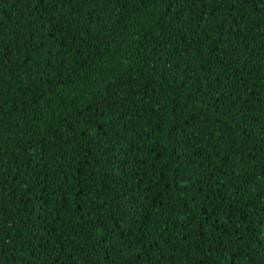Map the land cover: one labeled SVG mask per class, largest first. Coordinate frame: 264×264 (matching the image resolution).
<instances>
[{
    "label": "trees",
    "instance_id": "obj_1",
    "mask_svg": "<svg viewBox=\"0 0 264 264\" xmlns=\"http://www.w3.org/2000/svg\"><path fill=\"white\" fill-rule=\"evenodd\" d=\"M0 264H264V0H0Z\"/></svg>",
    "mask_w": 264,
    "mask_h": 264
}]
</instances>
